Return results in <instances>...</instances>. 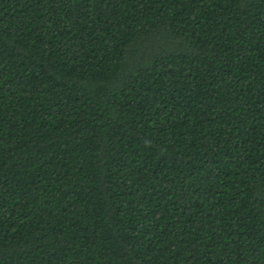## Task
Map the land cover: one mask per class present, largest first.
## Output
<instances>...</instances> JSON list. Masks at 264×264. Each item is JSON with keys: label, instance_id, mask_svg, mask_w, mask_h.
<instances>
[{"label": "trees", "instance_id": "obj_1", "mask_svg": "<svg viewBox=\"0 0 264 264\" xmlns=\"http://www.w3.org/2000/svg\"><path fill=\"white\" fill-rule=\"evenodd\" d=\"M0 264H264V0H0Z\"/></svg>", "mask_w": 264, "mask_h": 264}]
</instances>
